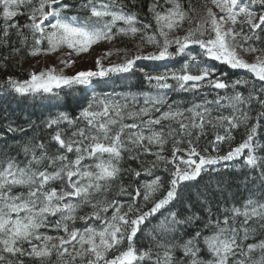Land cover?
I'll return each mask as SVG.
<instances>
[{
    "label": "snow or ice",
    "instance_id": "6c2138e0",
    "mask_svg": "<svg viewBox=\"0 0 264 264\" xmlns=\"http://www.w3.org/2000/svg\"><path fill=\"white\" fill-rule=\"evenodd\" d=\"M211 3L219 15L208 8L173 36L191 23L184 0H0L2 68L25 50L79 55L121 35L155 49L143 55L137 44L124 63L98 58L96 71L71 76L54 66L23 81L8 76L0 83L8 94L67 103L72 92L54 89H88L141 59L185 58L178 69L141 68L148 91H92L72 113L4 118L0 264H264V0ZM213 62L245 72L232 79ZM9 133L27 139L9 142ZM238 158L234 174L215 167Z\"/></svg>",
    "mask_w": 264,
    "mask_h": 264
},
{
    "label": "trees",
    "instance_id": "16d2710c",
    "mask_svg": "<svg viewBox=\"0 0 264 264\" xmlns=\"http://www.w3.org/2000/svg\"><path fill=\"white\" fill-rule=\"evenodd\" d=\"M147 2V0H146ZM185 6L190 3L194 11L191 13L189 19L191 23L187 20L184 22L183 27L177 31L171 33L173 36H183L189 27H196L198 21L203 18H206V12L208 8H212L213 11H217L211 3V0H184ZM147 8L145 7L143 12H146ZM70 14H75L70 13ZM219 15V12H218ZM21 23L25 22V17H18ZM141 20H148L149 17L141 14ZM120 26H123L122 23ZM115 31V30H114ZM14 38V37H13ZM137 44H141L143 52L141 54L146 55L149 52L155 51L154 47L143 43L140 41L139 36L135 39H130L125 36H117L112 41H100L97 44L91 46L95 53V64L99 58L100 63L103 67H109L110 65H117L124 63L126 58H130L132 55L137 54ZM18 46V45H17ZM46 47V44L43 45ZM190 48L193 52H199L200 49L196 45H191ZM67 51H72L66 46L61 47L58 51L52 52L49 54L41 53L37 56H30L27 54V50L23 51L19 56L12 57L7 61V68L0 67V83H2L6 77L13 76L17 80H25L29 78V73L33 71L32 65L30 63L37 62L40 64L39 67H42L43 62L48 63L47 65L55 67L57 71L61 70V65H59V56L62 54L65 55ZM110 53V55H106ZM9 52L7 49H0V61H2L3 56L8 55ZM75 54V52H74ZM80 55V54H79ZM241 55L244 56L249 62H252L254 54H245L241 52ZM184 57L177 56L173 59L163 60V61H152L141 59L136 62V66L131 73H110L109 75L101 78H94L93 84L88 88L84 89L80 86H75L72 89H68L66 86H62L61 89H54V92L58 93L60 97H65V93L71 91L72 97L65 98L68 100L67 103L64 100H57L55 97L50 98H41L40 96L32 97H21L17 94H8L3 88H0V124L4 122V118L7 117L9 120L15 121L18 124H24L26 119H31L35 121H41L47 117L50 113L55 114L58 111H67L69 113L73 112V109L77 107L76 99L84 100L91 94L92 91H95L98 94L102 93H124L128 91H148L150 90V85L144 80V73L140 69H144V72L150 74H156L157 72H162L166 68L178 69ZM19 61V62H18ZM51 61V62H50ZM51 63V64H50ZM216 63L217 67L221 71H226L229 73L230 78L235 79L238 75H243L245 70H231L224 65ZM214 93L209 95V99L212 98ZM47 96V94H46ZM171 100L176 101H189L194 97L188 93H170ZM198 99V97H197ZM0 131H3L0 128ZM33 133H27V136H31ZM9 142H18L22 144L27 136L21 134H7ZM236 139L232 144V147H235L238 144L242 136L240 133H236ZM19 150L18 147L12 149L11 154L15 155ZM228 150V145H224L221 151V154H224ZM2 159V157H0ZM239 158L233 161L222 162L215 167L224 171L225 166H227L228 174H234L236 168L239 166ZM205 179L207 177L205 176ZM79 226V225H78ZM151 227V225H149Z\"/></svg>",
    "mask_w": 264,
    "mask_h": 264
},
{
    "label": "rangeland",
    "instance_id": "374dc122",
    "mask_svg": "<svg viewBox=\"0 0 264 264\" xmlns=\"http://www.w3.org/2000/svg\"><path fill=\"white\" fill-rule=\"evenodd\" d=\"M59 57H60L58 60L60 63L59 65H61V70H63V73L65 75L71 76V75H75L79 71H87V70L96 71L97 70V62L95 64V61H93L95 60L94 59L95 53L92 48H90L88 52L81 53L80 55L74 54L73 51H67L65 55L62 54ZM68 60L74 61V63H72L71 66H66L64 63H61V61H68ZM30 64L32 65L33 71H36V72L50 68V66H48L47 65L48 63L46 62L41 63L43 64L42 67H39L40 64H38L37 62L36 63L32 62Z\"/></svg>",
    "mask_w": 264,
    "mask_h": 264
}]
</instances>
